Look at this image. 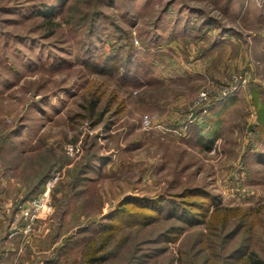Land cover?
I'll use <instances>...</instances> for the list:
<instances>
[{
    "label": "rangeland",
    "instance_id": "obj_1",
    "mask_svg": "<svg viewBox=\"0 0 264 264\" xmlns=\"http://www.w3.org/2000/svg\"><path fill=\"white\" fill-rule=\"evenodd\" d=\"M194 188L213 204L191 224ZM126 195L158 219L89 264L264 258V0H0V264H88ZM216 206L259 210L210 232Z\"/></svg>",
    "mask_w": 264,
    "mask_h": 264
},
{
    "label": "trees",
    "instance_id": "obj_2",
    "mask_svg": "<svg viewBox=\"0 0 264 264\" xmlns=\"http://www.w3.org/2000/svg\"><path fill=\"white\" fill-rule=\"evenodd\" d=\"M60 8L61 6L58 7V9ZM117 59V56H110L108 58L110 66L108 71L114 70L116 68L115 66L120 63ZM131 59V50L127 47L124 65L127 66L131 62ZM100 117V114L96 115L94 122L96 123L100 120ZM48 177V173H44L38 177L34 186V188H36V193H40L43 190ZM180 199L182 204L180 206L184 212H186L185 216H187L191 224L194 223L195 220H203L208 213V209L213 204L210 193L205 192L202 188L188 189L180 195ZM161 202V198L149 199L146 197L126 195L120 201L118 207L111 213L112 221L109 225L110 228L107 232H103L100 235L102 240L99 241L98 245H93L84 252L86 262L89 264L90 261L101 258L98 252L100 249L104 248L108 239H110L112 234L121 226H146L154 223L158 219L157 213L161 209ZM258 210L259 208L240 210L239 208L216 206L211 211L208 218H206L205 224L207 231L214 232L215 229H218L217 227L223 228L227 222L232 220L236 222L238 227H244L246 230L249 228L252 229L256 221ZM219 211H221V215H218ZM237 212H239V214ZM176 231L178 230H175V232ZM206 235L209 236L208 233H206ZM206 235L201 237V241L206 239ZM165 238L166 240L173 239L172 237ZM205 245L208 246L209 243L205 242ZM236 262L237 264H264V258L256 251L245 247L243 254L236 259Z\"/></svg>",
    "mask_w": 264,
    "mask_h": 264
},
{
    "label": "built area",
    "instance_id": "obj_3",
    "mask_svg": "<svg viewBox=\"0 0 264 264\" xmlns=\"http://www.w3.org/2000/svg\"><path fill=\"white\" fill-rule=\"evenodd\" d=\"M52 183L50 181L47 182V184L45 183V190L41 193L40 197L38 200H40V204L39 206L40 207H43L45 205V203L48 201V196H47V190L49 189V186L51 185ZM35 199H33L34 201ZM36 201V200H35ZM35 204V203H34ZM25 214H27V212L25 211ZM34 214L30 217V224L32 223L33 221V218H34ZM29 224V225H30ZM12 264H15V263H12Z\"/></svg>",
    "mask_w": 264,
    "mask_h": 264
},
{
    "label": "crops",
    "instance_id": "obj_4",
    "mask_svg": "<svg viewBox=\"0 0 264 264\" xmlns=\"http://www.w3.org/2000/svg\"><path fill=\"white\" fill-rule=\"evenodd\" d=\"M5 250H7V249H5ZM1 258H2V257H1ZM1 258H0V259H1Z\"/></svg>",
    "mask_w": 264,
    "mask_h": 264
}]
</instances>
